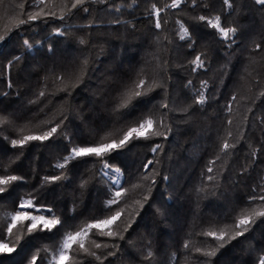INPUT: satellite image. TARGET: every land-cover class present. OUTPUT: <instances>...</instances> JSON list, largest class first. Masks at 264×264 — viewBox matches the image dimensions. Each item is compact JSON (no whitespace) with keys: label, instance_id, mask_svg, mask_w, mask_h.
I'll use <instances>...</instances> for the list:
<instances>
[{"label":"trees","instance_id":"obj_1","mask_svg":"<svg viewBox=\"0 0 264 264\" xmlns=\"http://www.w3.org/2000/svg\"><path fill=\"white\" fill-rule=\"evenodd\" d=\"M74 2L0 0V176L23 177L0 185L6 189L0 193V235L9 247L21 237L14 252L0 253V264H30L34 254L36 264H48L66 233L121 209L112 226L117 235L93 229L85 240L99 259L73 245L68 264H259L264 216H253L234 239L204 233L228 226L234 236L244 210L264 211V5L84 0L72 8ZM200 16L213 22L219 16L223 27L236 31L225 39ZM183 28L188 35L181 39ZM197 56L202 67L192 63ZM140 79L146 94L118 107ZM201 93L202 104L196 102ZM147 116L159 135L133 134L101 157H76L56 167L73 147L118 143ZM52 127L57 131L48 139L11 143ZM105 162L112 166L107 175ZM111 168L120 169L119 184ZM53 176L60 178L44 179ZM116 191H122L119 202L106 206ZM22 199L42 210L27 211L48 218L54 213L61 223L30 234L17 225L9 238L7 225Z\"/></svg>","mask_w":264,"mask_h":264},{"label":"snow or ice","instance_id":"obj_2","mask_svg":"<svg viewBox=\"0 0 264 264\" xmlns=\"http://www.w3.org/2000/svg\"><path fill=\"white\" fill-rule=\"evenodd\" d=\"M84 0H75V2L71 5L72 8H76L78 5H82ZM181 0H173V3L170 5V7H177L180 4ZM256 3L264 5V0H255ZM224 3L227 4L229 7H231V4L229 3V0H224ZM154 10H156V15H159V10L156 9V6H152ZM87 11V9H84ZM40 15V13H36L35 15L30 14L28 19L29 20H35L37 16ZM200 21H205L207 19L208 24L211 25V27L217 29L220 33V35L227 39L230 34H234L236 29L235 28H225L220 23V17L216 16L213 19H208L205 16L198 17ZM19 24L26 23L25 20L20 19L18 21ZM156 27H160L159 21L156 22ZM184 35L181 36V39H184L185 36L188 35V30L186 28L182 29ZM5 39L4 36H0V41H3ZM24 45L26 48L31 49L32 44L25 39ZM259 47V45H257ZM16 60H19L20 57H16ZM11 63V62H10ZM86 63V61H85ZM197 67H202L203 62L201 61L200 57L197 56L196 59L192 62ZM146 81L144 79H140L137 83H135V91L128 90L124 93L126 96V99L122 101V103L118 106L121 108L127 107L129 102L133 99V97H139L146 94V91L144 90V85ZM206 84V82H204ZM159 86V85H156ZM150 90V89H149ZM43 95V93H41ZM235 99V97H233ZM205 97L203 93L200 94L199 99L196 101L197 103H204ZM164 107H167V105H164ZM231 109L229 108V111ZM161 125L163 121L161 120ZM231 123V121H229ZM153 125H154V119L151 116H147L144 118L137 126L130 127L128 131L124 134L123 138L117 141L112 140L109 143L101 142L95 146H86V147H73L71 149L70 155L64 158V163L57 164L56 167L58 168H64L65 164L70 160L74 159L76 157H87V156H97L101 157L104 154L114 150L118 149L121 146L125 145L130 139L133 138V134H135L136 138L143 137L145 139L149 138V135H159L160 133L153 131ZM58 127V125H57ZM57 127H52L50 131L44 133L42 136H24L21 140H12L11 143L13 146L20 144L23 145L26 141L29 140H35V139H48L49 136H51L53 133L57 131ZM103 140H107V137H103ZM224 149L229 148L228 143H224L223 145ZM153 151H156L155 148H153ZM151 163V161H149ZM105 168H110V166L107 162L104 164ZM147 167V165H145ZM115 173L119 174L120 169L114 168L113 169ZM211 171V169H209ZM60 177L53 176V177H45V181H54L59 179ZM23 177H18L15 175H7V176H0V185H9L13 181L22 180ZM147 179V177H145ZM5 187H0V193L5 192ZM126 192L127 190H123ZM122 191H116L115 197L109 201L106 202V206L110 207L113 204H117L119 201L117 198L121 197ZM147 199V197H145ZM259 199L264 200V196L259 197ZM27 209H33L35 212L40 213L42 210L39 208H36V206L33 203L32 199H22L19 205V210L15 211L14 214H11V222L7 225V233L9 235V238L13 235V229L17 228V225H22V229L26 228L27 233H32L36 230L44 231L48 230L51 231L53 228H55L58 224L61 223L60 219L55 217V214L52 213L51 208L46 209L48 213H52L51 218L46 217L43 214H32V212L27 211ZM122 209L120 211H116L115 214L108 216L104 219H96L94 222L86 224L84 227H82L80 230L76 232H68L65 234L64 239L61 242V245L59 247L58 255L53 256L52 260L48 262V264H53V261L56 262V264H68L71 257L69 256V252L72 250L73 245H77L80 250H82L84 253L96 257V259H99L98 256H96L95 252H90L89 249L85 246V240L88 239L89 233L91 230L96 229V235L101 236H108L112 237L117 235L116 232L112 230V226L120 219L122 214ZM253 216H264V211H257L256 209H253L250 213L247 210H244L241 213V216L238 218L237 223L235 224V228L240 229V231H236L234 236H229L228 232V226H225L224 228H221L219 232L216 230H209L204 233L206 236H211L219 241H224L225 237L228 236L229 239H234L236 236H242L244 232L248 230L247 227H241L246 226L250 224L251 218ZM25 221H30V223L24 224ZM21 240V237L19 235L16 236L14 246L9 247V243L6 242L2 235H0V253H12L16 250V245L19 244ZM95 248H101V247H107V245H102L100 243H96L95 241H92ZM188 244H185V248H188ZM222 246V245H221ZM197 252H202L204 255L211 256L215 254V250L203 252L202 249L197 248ZM37 255L34 254L31 258L30 264H36ZM151 255V253H149ZM259 264H264V258H261L259 261Z\"/></svg>","mask_w":264,"mask_h":264},{"label":"rangeland","instance_id":"obj_3","mask_svg":"<svg viewBox=\"0 0 264 264\" xmlns=\"http://www.w3.org/2000/svg\"><path fill=\"white\" fill-rule=\"evenodd\" d=\"M104 168H105V167H104ZM111 169L113 170V168H111ZM105 170H106V173H108V172H107L108 169L105 168ZM113 171H114V170H113ZM120 177H121L120 173H119V174L115 173V175H114V177H113V181L116 182V183H118L119 180H120Z\"/></svg>","mask_w":264,"mask_h":264},{"label":"built area","instance_id":"obj_4","mask_svg":"<svg viewBox=\"0 0 264 264\" xmlns=\"http://www.w3.org/2000/svg\"><path fill=\"white\" fill-rule=\"evenodd\" d=\"M104 174H105V175H107V174H106V172H104ZM112 180H113V179H112ZM115 183H116V182H115ZM116 184H119V182H118V183H116Z\"/></svg>","mask_w":264,"mask_h":264}]
</instances>
